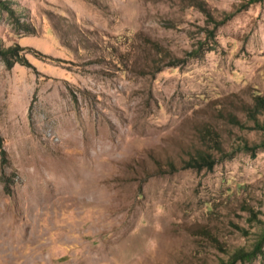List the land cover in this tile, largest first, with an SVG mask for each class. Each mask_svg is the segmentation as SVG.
I'll use <instances>...</instances> for the list:
<instances>
[{"label": "rangeland", "instance_id": "rangeland-1", "mask_svg": "<svg viewBox=\"0 0 264 264\" xmlns=\"http://www.w3.org/2000/svg\"><path fill=\"white\" fill-rule=\"evenodd\" d=\"M205 1L221 20L246 0ZM12 5L33 30L0 9L1 43L28 59L8 68L0 56V264H219L254 250L264 149L212 169L181 160L208 120L229 152L261 141L216 115L223 104L244 119L264 94V0L213 37L187 0ZM200 40L214 49L187 56ZM237 264H264V243Z\"/></svg>", "mask_w": 264, "mask_h": 264}, {"label": "trees", "instance_id": "trees-1", "mask_svg": "<svg viewBox=\"0 0 264 264\" xmlns=\"http://www.w3.org/2000/svg\"><path fill=\"white\" fill-rule=\"evenodd\" d=\"M190 6H196L200 8L208 17L209 22L214 23V27L210 36H215L214 30L222 23L226 22L228 19L232 18L235 13L247 8L252 3L259 0H246L241 2L235 10L225 11L223 18L221 20L216 19L213 13L208 8L205 0H187ZM13 0H0V9L6 10L8 16L12 18V21L17 24L18 28H24L27 31H32V24L22 23L20 17L17 15V8L12 5ZM207 36L205 37V39ZM205 41L200 40L197 45L192 47L188 52L187 56L201 58L205 55L206 51L213 50V47L205 48ZM23 47L20 44L4 46L0 41V56L4 60L8 68H13L17 63L26 64L28 62L27 57L22 54ZM167 59L170 61L174 58L172 55L165 53ZM180 60V59H179ZM178 60V61H179ZM174 64L168 62V64ZM224 105L218 104L216 117L222 121L224 127L226 125L237 126L240 129H251L258 130L262 133L263 137L261 141L250 142L247 137H240L236 143L237 146L229 152L225 147L223 140V132L214 122L208 120L204 122L200 127L196 129V142L187 151V158H182V166L184 168H207L212 169L218 162L219 158L228 157L230 154L236 151H247L256 155L259 149H264V94L256 93L253 97V102H245L244 107L240 110H244L245 118L243 119L237 113L235 109H227L223 107ZM223 127V126H222ZM2 138L0 137V142ZM234 151V152H233ZM171 165H175L174 161L170 162ZM264 243V236H262L254 250H247L244 247L237 248L232 252L227 259H223L219 264H237L239 261L250 260L257 252L262 250V245Z\"/></svg>", "mask_w": 264, "mask_h": 264}]
</instances>
